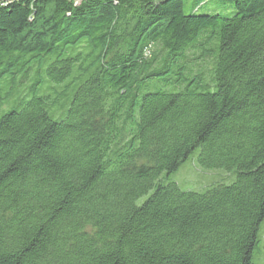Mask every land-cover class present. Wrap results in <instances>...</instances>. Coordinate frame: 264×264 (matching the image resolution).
I'll return each instance as SVG.
<instances>
[{
	"label": "trees",
	"instance_id": "1",
	"mask_svg": "<svg viewBox=\"0 0 264 264\" xmlns=\"http://www.w3.org/2000/svg\"><path fill=\"white\" fill-rule=\"evenodd\" d=\"M263 223L264 0H0V264H256Z\"/></svg>",
	"mask_w": 264,
	"mask_h": 264
},
{
	"label": "rangeland",
	"instance_id": "2",
	"mask_svg": "<svg viewBox=\"0 0 264 264\" xmlns=\"http://www.w3.org/2000/svg\"><path fill=\"white\" fill-rule=\"evenodd\" d=\"M184 5L187 14H228L233 11V0H184ZM233 178L232 173L206 169L194 157H190L177 173L165 180L175 182L183 191L203 193L215 185L230 183ZM262 226L264 227V223ZM253 262L264 264V260L258 258L257 251L254 253Z\"/></svg>",
	"mask_w": 264,
	"mask_h": 264
}]
</instances>
